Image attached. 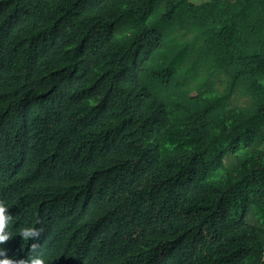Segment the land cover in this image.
I'll list each match as a JSON object with an SVG mask.
<instances>
[{
  "label": "trees",
  "instance_id": "1",
  "mask_svg": "<svg viewBox=\"0 0 264 264\" xmlns=\"http://www.w3.org/2000/svg\"><path fill=\"white\" fill-rule=\"evenodd\" d=\"M0 200L49 264H264V0H0Z\"/></svg>",
  "mask_w": 264,
  "mask_h": 264
},
{
  "label": "clouds",
  "instance_id": "2",
  "mask_svg": "<svg viewBox=\"0 0 264 264\" xmlns=\"http://www.w3.org/2000/svg\"><path fill=\"white\" fill-rule=\"evenodd\" d=\"M9 206L0 200V264H49L46 256L36 251L40 247L36 242L37 238L43 232V228L38 226L39 221L19 224L13 232L11 226L16 220L7 211ZM13 234H18L25 242L32 240V243L28 245L31 253L27 254L26 258H16L15 254L9 256L7 255L8 249L2 246Z\"/></svg>",
  "mask_w": 264,
  "mask_h": 264
},
{
  "label": "rangeland",
  "instance_id": "3",
  "mask_svg": "<svg viewBox=\"0 0 264 264\" xmlns=\"http://www.w3.org/2000/svg\"><path fill=\"white\" fill-rule=\"evenodd\" d=\"M194 1H198V0H194Z\"/></svg>",
  "mask_w": 264,
  "mask_h": 264
}]
</instances>
